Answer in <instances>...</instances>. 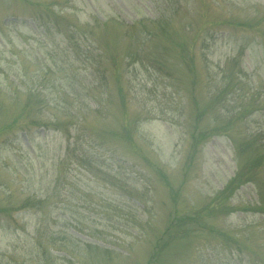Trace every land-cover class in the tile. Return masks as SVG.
<instances>
[{"label":"rangeland","instance_id":"1","mask_svg":"<svg viewBox=\"0 0 264 264\" xmlns=\"http://www.w3.org/2000/svg\"><path fill=\"white\" fill-rule=\"evenodd\" d=\"M263 128L264 0H0V264L264 263Z\"/></svg>","mask_w":264,"mask_h":264},{"label":"trees","instance_id":"2","mask_svg":"<svg viewBox=\"0 0 264 264\" xmlns=\"http://www.w3.org/2000/svg\"><path fill=\"white\" fill-rule=\"evenodd\" d=\"M237 151L240 155L249 152L251 154L250 157L253 159V161L251 159V162L254 166L257 163H262L264 161V128L258 131L256 136L251 138L250 142L245 143V141H243L242 143H238ZM249 182H253V180H249ZM259 189H261V187H259ZM261 195L258 202L259 206L256 205L257 209L264 206V192H261ZM156 261H158V258L154 255L153 258L150 259L149 264H158Z\"/></svg>","mask_w":264,"mask_h":264}]
</instances>
